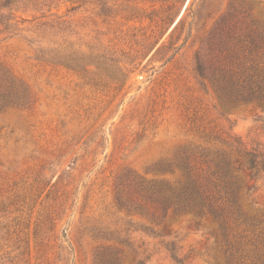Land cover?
<instances>
[{
	"label": "rangeland",
	"instance_id": "obj_1",
	"mask_svg": "<svg viewBox=\"0 0 264 264\" xmlns=\"http://www.w3.org/2000/svg\"><path fill=\"white\" fill-rule=\"evenodd\" d=\"M249 73L264 0H0V264H264L263 174L227 236L148 197L221 139L264 152V105L213 86Z\"/></svg>",
	"mask_w": 264,
	"mask_h": 264
},
{
	"label": "trees",
	"instance_id": "obj_2",
	"mask_svg": "<svg viewBox=\"0 0 264 264\" xmlns=\"http://www.w3.org/2000/svg\"><path fill=\"white\" fill-rule=\"evenodd\" d=\"M197 73L203 77L200 62L197 64ZM213 86L218 98L232 105L253 102L264 105V73L242 75L234 83L218 80ZM14 95L10 91L7 94H0V111L15 104L12 98ZM220 142L224 148H215L210 157L207 158L208 155L203 157L202 163L206 166L203 175L196 172L195 166L183 162L182 167L186 172L183 182L174 187L167 184L160 186L158 187L160 192H149L148 197L164 210V214L171 209L172 212L210 217L218 224L223 235L227 236L230 230L229 219L234 218L237 221L242 216L235 215L242 214L239 212L238 204L239 192L242 189L240 172L246 168L252 178L264 175V152L249 148L234 137L221 139ZM218 192L230 195L225 205Z\"/></svg>",
	"mask_w": 264,
	"mask_h": 264
}]
</instances>
